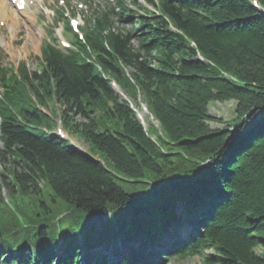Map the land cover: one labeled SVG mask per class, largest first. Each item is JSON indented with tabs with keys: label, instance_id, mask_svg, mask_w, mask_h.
<instances>
[{
	"label": "trees",
	"instance_id": "trees-1",
	"mask_svg": "<svg viewBox=\"0 0 264 264\" xmlns=\"http://www.w3.org/2000/svg\"><path fill=\"white\" fill-rule=\"evenodd\" d=\"M147 1L159 15L108 8L75 50L47 43L36 71L0 69V159L29 223L0 227V264H264V0ZM227 101L239 124L213 128L210 104ZM59 120L88 152L54 135ZM46 187L90 221L57 231Z\"/></svg>",
	"mask_w": 264,
	"mask_h": 264
},
{
	"label": "rangeland",
	"instance_id": "rangeland-1",
	"mask_svg": "<svg viewBox=\"0 0 264 264\" xmlns=\"http://www.w3.org/2000/svg\"><path fill=\"white\" fill-rule=\"evenodd\" d=\"M118 0H96V4L101 7L107 6V5H113ZM125 5L128 4V7L132 10H138L141 11V7H148L145 0H136L137 4L132 5L131 1L133 0H123ZM256 1V0H255ZM139 5V6H137ZM150 8V7H148ZM26 28V29H25ZM22 27L19 25L16 34L12 33L9 27V23L6 24L4 27L2 33L0 34V64L4 66H18V64H25L26 67L30 72H33L37 69V56L41 55V48L43 46V43L47 41L48 35L52 33V36L57 38L60 35H64L63 33V25L62 23L58 25V27L53 30V26L51 23L47 22L45 18L42 19V17L38 20V23L35 27H33V32H30L29 28ZM42 28V33L41 32ZM115 28L119 29H128V26L126 24L119 23L116 21ZM31 29V28H30ZM39 33L40 37L39 42L35 41L34 43L29 41L31 40L30 37L34 33ZM38 34V35H39ZM65 36V35H64ZM66 38V36H65ZM14 39H16L14 41ZM30 39V40H29ZM67 39V38H66ZM37 42V43H36ZM33 43V44H32ZM9 45V47L7 46ZM10 54L14 55V58L11 57ZM126 99L125 97H123ZM58 113H60V110H62L61 106L58 103H55ZM134 108V104H132ZM235 106L236 103L234 101H227V102H213L209 106V112L212 116L211 125L213 128H221L223 126L229 125V124H239L236 119V113H235ZM137 109V110H136ZM50 110V109H49ZM134 110L137 112L139 119L144 123L145 127L148 128L150 125L157 126L158 123L153 119L152 116L149 115L148 110L146 107L142 104L141 108H134ZM81 121V117H75L74 122ZM158 127V126H157ZM59 130H64L62 127V124L59 125ZM66 136L68 135L65 132ZM67 137L70 138V140L73 143H76L80 148H82L84 151L88 152L89 147L88 145L82 140L79 139L76 136L68 135ZM2 149V144L0 142V150ZM11 165V162L5 161L3 162L0 159V184L4 183V186L2 187L0 191V197L4 202L6 200H10V188L7 187L6 183L10 181V175L6 172L5 168L9 167ZM120 185L126 190L128 193L135 195L138 194L143 190L145 187V184H140L136 182H130V181H120ZM57 198V197H56ZM44 200L50 205L52 209L53 218L56 220L53 222L54 227L57 231L60 229H68L71 225L72 227H75L74 220H77L82 225H86L87 221H90V216H88L86 213L78 214V216H74V214H70L71 208L69 203L66 201L57 198V201L55 202L53 197L51 196V193L49 191V188L44 189ZM13 206H16L15 201L13 198L11 199ZM25 207L23 210H27L29 205H24ZM177 210L179 213H182L183 206L178 204ZM11 211V207L8 206L5 208L3 204L0 203V227H9L11 228L12 225L20 224L22 226L28 225L27 219L21 218L19 215L15 217ZM39 217H36V220H38ZM106 218H103L102 220L99 218L92 219V223L96 230L98 232L102 231L103 222ZM211 254L210 251H207V254ZM167 264H202V260L200 256H193L187 259H178V258H172L170 259Z\"/></svg>",
	"mask_w": 264,
	"mask_h": 264
},
{
	"label": "bare ground",
	"instance_id": "bare-ground-1",
	"mask_svg": "<svg viewBox=\"0 0 264 264\" xmlns=\"http://www.w3.org/2000/svg\"><path fill=\"white\" fill-rule=\"evenodd\" d=\"M41 1L42 0H26L25 9L23 11H19L14 5L12 7L8 0H0V21L5 20L7 23H9L10 30L14 34H16L19 25L24 28L27 27L29 28L30 32H33V26H35V23H37V19L35 12L32 11V8H37L38 5L41 4ZM38 34L39 33L37 32L34 33L32 37H30L31 40L29 39V43H34L35 41L39 42V38L41 37L40 34ZM15 40L16 39H14V41ZM7 46L9 47V45Z\"/></svg>",
	"mask_w": 264,
	"mask_h": 264
}]
</instances>
